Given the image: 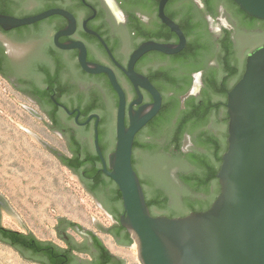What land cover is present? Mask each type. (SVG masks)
<instances>
[{"label": "flooded vegetation", "instance_id": "obj_1", "mask_svg": "<svg viewBox=\"0 0 264 264\" xmlns=\"http://www.w3.org/2000/svg\"><path fill=\"white\" fill-rule=\"evenodd\" d=\"M160 1L0 0V6L3 7L20 12L36 11L35 14L28 17L53 9L63 10L67 13V16L53 15L33 25L8 31L0 26V76L37 108L38 111L32 109L30 111L45 125L48 131L61 138L69 155L59 153L56 148L46 142H40L44 148L58 157L62 165L65 166L64 157H73L74 140L78 141L82 145L81 147L90 148L96 152L94 146L96 119L93 118L86 124L90 116L94 114L100 116L99 142L103 156L107 161L109 155L114 152L117 142L115 116L111 115V117L113 116L111 121L115 119L114 129L113 125H110L108 129L105 128L106 133L101 135L100 130L103 129L101 121L104 112L98 111L88 115L83 113V107L94 100H99L105 106V110L111 112L110 106L116 100L119 102V99L108 75H92L82 69L79 60L81 48L85 49L88 62L103 65L114 71L126 94L128 112L129 106L138 99L137 90L126 74L132 54L147 41L179 43L177 35L172 33L159 18ZM180 10L183 12L182 17H191L194 23L201 24L199 31L204 34L202 42L209 49L204 50L195 62L180 60V55L186 50L185 48L177 55L149 52L136 63L135 71L137 73L148 77L160 92V88H166L168 93L164 96L161 92L163 96L162 109L138 132L135 142L141 136H144L146 142L151 140L148 131L155 121L165 113L166 97L180 98L181 102V98L198 85V91L195 95H191L185 104L191 98H201L205 88L204 76L218 67V62L223 55V45L228 38L232 41L235 56L241 64L246 62L247 55L251 51L264 45V21L253 18L255 26L248 27L245 20L249 21L252 18L246 19V17L238 15L229 0H169L165 6V14L181 27L182 18H174ZM65 31L67 35L59 36ZM162 33H164L163 36L156 37ZM242 38H251L252 40L251 45L244 52L241 49ZM67 45H79L80 48H67L65 47ZM195 63L203 68L194 70ZM181 90H185V92L179 95L178 92ZM139 91L143 95L141 105L153 102L149 92L142 88H139ZM215 101L219 102L218 98ZM222 102L224 104V101ZM185 104L181 102L182 111L186 109ZM138 108L139 106H134L135 110ZM226 118L225 104V107L220 111L219 119H212V123L208 125V129L212 130L214 136L221 141L225 140L226 133L228 134ZM127 125H129L128 116ZM91 138L93 139L92 144L89 141ZM196 149L194 138L186 133L181 140L180 147L174 148L173 153L166 154L178 161L180 165L173 169L170 168L167 173H159L161 185L155 187L169 196V209L162 212L157 207H153L151 209L153 216L177 218L187 216L193 211H206L218 197L219 194L215 199H212V194H216L218 189H221L219 181H215L208 192L195 191L184 181H181V175L188 173L193 168L187 158L194 155ZM136 151L134 145L133 164L141 178L137 168ZM101 170H103L102 163ZM70 171L75 174L72 170ZM104 175L108 181H113L106 174ZM173 187L178 189L179 197L173 194ZM175 197L182 201V210L172 208ZM184 203H190L192 207H188ZM102 206L112 216L105 206ZM4 209H6L5 202L0 196V222ZM155 209L159 212L157 213ZM115 224L114 222L113 225ZM0 226L2 225L0 224ZM65 228L66 224L59 221L57 232L66 243L67 255L77 257L73 264H92L99 260L100 251L95 242L97 239H101L102 234L112 238L119 247L126 248L119 239L106 234L104 227L98 225L94 230H85L80 227L81 231H79L77 226L68 230ZM68 231H75L83 241L79 242L65 235ZM117 257L121 260L119 264H126L123 258Z\"/></svg>", "mask_w": 264, "mask_h": 264}, {"label": "water", "instance_id": "obj_2", "mask_svg": "<svg viewBox=\"0 0 264 264\" xmlns=\"http://www.w3.org/2000/svg\"><path fill=\"white\" fill-rule=\"evenodd\" d=\"M168 2L169 0L160 1L159 18L177 35L179 43L147 41L132 54L126 74L137 90L138 99L129 106L128 112L126 94L114 71L103 65L88 62L85 49L81 48L79 56L81 67L86 73L108 75L119 99L118 109L114 102L110 106L111 115L116 118L117 142L108 161L103 156L99 142L100 116H90L86 124L91 119H96L94 146L103 165L102 172L114 181L122 195L124 213L120 216L119 223L134 242L127 248L133 249L134 244L136 245L141 264H264V45L256 47L247 55L244 74L227 95L228 147L222 156L217 174L220 193L211 207L206 211H193L184 217L170 218L153 216L147 204L141 178L133 164L135 138L160 112L163 96L148 77L135 71V65L149 52L177 55L187 48V38L183 30L165 14ZM233 2L248 16L264 21V0ZM35 12H20L0 6V26L8 31L33 25L53 15L67 16L65 11L53 9L28 17ZM61 35H67V32H62L59 36ZM251 41V38L241 39L243 52L251 45ZM65 47L80 48L79 45ZM139 88L149 92L153 99L151 104L141 105L143 95ZM198 89L199 86L196 85L183 96L182 104H185L191 95H195ZM20 104L30 111L31 108L27 105ZM134 106L139 108L135 110ZM111 125L114 129L115 119L111 121ZM19 126L30 134L31 139H36L39 145L42 146V141L46 142L30 129ZM140 139L144 140V136ZM89 141L92 144L93 139ZM136 161L149 197L153 196V188L161 185L159 173H167L170 168L180 165L169 155L150 154L140 149L136 151ZM70 177L72 180L77 179L85 188L79 175L72 174ZM85 192L114 223L113 217L103 209V199L93 197L86 188ZM172 192L179 197L176 187L172 188ZM178 197L174 198L172 208L182 207V201ZM3 200L7 215L27 230L7 201L4 198ZM106 208L109 210L108 206ZM155 211L159 212L157 209ZM93 218L96 226L106 228L97 218ZM56 219L59 223L61 219L67 218L57 215ZM0 224L3 227L2 213ZM79 226L77 229L81 231ZM57 227L58 225L51 228L57 231ZM7 229L11 228L7 225ZM30 234L33 233L30 231ZM65 235L75 239L69 233ZM57 236L63 241L58 232ZM125 262L127 264L126 260Z\"/></svg>", "mask_w": 264, "mask_h": 264}, {"label": "trees", "instance_id": "obj_3", "mask_svg": "<svg viewBox=\"0 0 264 264\" xmlns=\"http://www.w3.org/2000/svg\"><path fill=\"white\" fill-rule=\"evenodd\" d=\"M229 2L235 7L238 15L250 19V16L242 12L233 0H229ZM182 13V10H180L174 16V18H182L180 24L188 40V47L180 55V60L195 62L198 60L199 55L209 48L202 42L204 34L199 31L201 24L194 23L191 17H182ZM245 22L248 27L252 28L255 26V19L253 18L249 21L245 20ZM163 35L164 33L158 34L156 37L160 38ZM222 49L223 55L218 62V67L210 74L204 76L205 88L201 98L188 100L185 104V111H182L180 98L174 97L170 99L166 97L165 113L155 121L148 131L151 140L146 142L138 139L135 142L136 149L150 154L164 153L165 155L173 153L174 148L180 147L184 134L191 135L194 138L197 149L195 154L187 159L193 168L188 173L182 174L180 178L181 181H184L195 191L208 192L214 182L218 181L217 174L222 163V156L228 147V134L226 133L225 140H218L212 130L208 129V125L212 123V119H219L220 111L227 103L228 92L240 81L245 71V62L241 64L240 60L235 56L234 46L230 38L227 39ZM201 68L203 66L195 63L194 70ZM160 89L163 95L166 96L168 89ZM184 92L185 90H181L178 94L180 95ZM216 98H218L219 102L215 101ZM222 101H224V104ZM115 104L117 108V100ZM98 111L104 112L101 121L103 129L100 130L101 135H103L111 125V112H107L105 106L99 100H94L83 107L85 115ZM217 123L219 122L217 121ZM225 123L226 125L228 124L227 118ZM73 144V157H64L65 166L81 177L86 190L92 196L97 199L102 198L105 208L108 206V212L112 215L116 224L110 228H103L104 232L119 239L126 248L131 246L134 243L131 236L119 223V218L124 213V209L122 195L117 185L113 181H108L104 173H102L99 156L94 150L81 147L82 145L75 140ZM141 182L150 210L153 207H157L162 212L168 211L169 196L154 187L153 196L149 197L145 189V180L142 177ZM219 192L220 189H218L216 194H212V199H215ZM185 205L192 207L190 203ZM179 210H182V208ZM60 222L66 224L65 229L67 230L79 226L67 219H61ZM0 241L20 253L24 259L33 263L73 264L77 259L76 256L67 255L65 248L53 242L42 241L33 234L14 231L2 226H0ZM95 245L100 251V257L98 261L92 264H119L121 260L108 249L101 239H97Z\"/></svg>", "mask_w": 264, "mask_h": 264}, {"label": "rangeland", "instance_id": "obj_4", "mask_svg": "<svg viewBox=\"0 0 264 264\" xmlns=\"http://www.w3.org/2000/svg\"><path fill=\"white\" fill-rule=\"evenodd\" d=\"M19 102L38 111L0 76V195L28 231L7 215L5 210L2 211L3 227L7 228L8 225L12 230L26 234L31 231L38 239L51 240L62 248L66 247V243L51 228L58 225L57 215L93 230L96 229L94 216L106 228H110L112 219L86 194L77 179H71L73 173L19 126L30 129L62 154L69 155L61 138L50 133ZM67 233L76 241L82 240L75 231ZM100 237L108 249L126 260L127 264H141L135 244L133 249L121 248L107 235L102 234ZM0 264L38 263L24 259L16 250L0 242Z\"/></svg>", "mask_w": 264, "mask_h": 264}]
</instances>
